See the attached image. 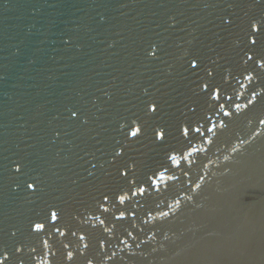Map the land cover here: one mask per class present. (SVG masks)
<instances>
[{"label": "water", "instance_id": "1", "mask_svg": "<svg viewBox=\"0 0 264 264\" xmlns=\"http://www.w3.org/2000/svg\"><path fill=\"white\" fill-rule=\"evenodd\" d=\"M0 264H264V0H0Z\"/></svg>", "mask_w": 264, "mask_h": 264}]
</instances>
